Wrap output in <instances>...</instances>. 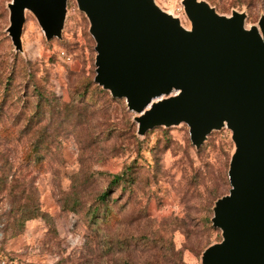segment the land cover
Listing matches in <instances>:
<instances>
[{
	"label": "rangeland",
	"instance_id": "374dc122",
	"mask_svg": "<svg viewBox=\"0 0 264 264\" xmlns=\"http://www.w3.org/2000/svg\"><path fill=\"white\" fill-rule=\"evenodd\" d=\"M10 1L0 0V118L19 135L0 140V167L18 172L0 194V264H201L222 239L211 218L230 188L231 131L212 130L198 149L184 122L138 134L125 99L93 80L95 41L76 1L60 38L26 11L21 51L6 30ZM204 1L244 12L246 28L264 15V0ZM154 2L190 29L182 0ZM32 161L44 165L25 174ZM22 182L41 210L24 223Z\"/></svg>",
	"mask_w": 264,
	"mask_h": 264
},
{
	"label": "water",
	"instance_id": "95a60500",
	"mask_svg": "<svg viewBox=\"0 0 264 264\" xmlns=\"http://www.w3.org/2000/svg\"><path fill=\"white\" fill-rule=\"evenodd\" d=\"M68 0H11L7 33L22 50L25 12L46 39L60 38ZM95 41L94 82L124 98L140 135L187 124L199 148L227 127L235 150L227 194L215 201L212 225L222 239L201 264H264V15H221L204 0H182L191 27L154 0H75Z\"/></svg>",
	"mask_w": 264,
	"mask_h": 264
},
{
	"label": "trees",
	"instance_id": "16d2710c",
	"mask_svg": "<svg viewBox=\"0 0 264 264\" xmlns=\"http://www.w3.org/2000/svg\"><path fill=\"white\" fill-rule=\"evenodd\" d=\"M3 124L4 122H2L0 118V140H4L7 143L17 141L19 130H15L13 127L8 128V126H4ZM31 150L33 149L31 148ZM19 165H24L25 169H27V172H25V174H27L29 172V169H34L35 166H37L39 169L42 168V166L44 165V161H32L23 165L19 163ZM11 168V166L7 168L0 167V194H3V191L7 189V178L9 176L15 177L18 172L16 169L14 170ZM124 172H128V169H126ZM119 177L120 174L114 175L112 181L118 180ZM18 188L21 189L20 196H23L21 202H19V204L17 205V212L19 215L18 222L24 223L28 219H32L36 216H39L41 214V210L38 202V196L35 194V192L28 188V186L23 182L18 185ZM10 190L11 189L9 188V192Z\"/></svg>",
	"mask_w": 264,
	"mask_h": 264
},
{
	"label": "built area",
	"instance_id": "2783aa9c",
	"mask_svg": "<svg viewBox=\"0 0 264 264\" xmlns=\"http://www.w3.org/2000/svg\"><path fill=\"white\" fill-rule=\"evenodd\" d=\"M1 264H7V261L6 260H1Z\"/></svg>",
	"mask_w": 264,
	"mask_h": 264
},
{
	"label": "bare ground",
	"instance_id": "6f19581e",
	"mask_svg": "<svg viewBox=\"0 0 264 264\" xmlns=\"http://www.w3.org/2000/svg\"><path fill=\"white\" fill-rule=\"evenodd\" d=\"M181 22H182V20H181Z\"/></svg>",
	"mask_w": 264,
	"mask_h": 264
}]
</instances>
